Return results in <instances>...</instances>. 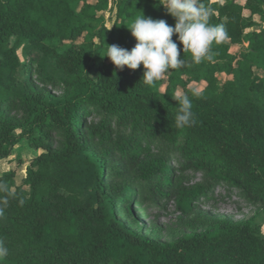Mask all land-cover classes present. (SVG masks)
Wrapping results in <instances>:
<instances>
[{
    "label": "trees",
    "instance_id": "obj_1",
    "mask_svg": "<svg viewBox=\"0 0 264 264\" xmlns=\"http://www.w3.org/2000/svg\"><path fill=\"white\" fill-rule=\"evenodd\" d=\"M111 1L116 16L106 28ZM203 2L208 22L229 38L196 63L173 35L185 64L147 85L143 65L117 68L105 54L135 46L127 27L139 15L174 26L162 0H0V160L21 139L41 150L20 185L15 172L0 175L8 186L0 239L9 248L0 264H264V235L248 221L218 219L159 244L118 213L136 182L207 219L193 205L205 189L184 188L154 143L177 153L183 170L264 205V0ZM178 92L192 102L195 122L184 128L175 124Z\"/></svg>",
    "mask_w": 264,
    "mask_h": 264
},
{
    "label": "rangeland",
    "instance_id": "obj_2",
    "mask_svg": "<svg viewBox=\"0 0 264 264\" xmlns=\"http://www.w3.org/2000/svg\"><path fill=\"white\" fill-rule=\"evenodd\" d=\"M117 4V1H111L108 10L102 13V24L106 28H111L114 23ZM254 22V30L259 31L263 27V22L258 16L254 17ZM245 47L244 41L241 46L233 47L232 53H237ZM109 62L111 61L104 60L106 64ZM260 75L264 77V73ZM165 79L166 75L162 80ZM218 79L223 81V75H218ZM192 87L196 85L189 88ZM59 91L56 90L55 95H58ZM118 133H123L122 129H118ZM152 150L154 154L166 160L169 170L182 180L184 188L205 189V192L195 198L193 205L196 206V211L207 219L201 223L195 213L185 214L175 200L167 198L156 200L147 185L141 188L133 182L127 186L128 190H125L122 205L118 209L120 219L126 226L159 244L171 243L184 235L209 229L216 220L222 218L234 222L248 221L257 232L264 235V205L248 200L240 190L227 183L210 179L201 170L192 168L183 170L181 157L166 145L154 143ZM40 152L39 149L30 148L25 139L19 140L7 158L0 160V175L13 171L16 173L15 183L20 185L28 163Z\"/></svg>",
    "mask_w": 264,
    "mask_h": 264
},
{
    "label": "clouds",
    "instance_id": "obj_3",
    "mask_svg": "<svg viewBox=\"0 0 264 264\" xmlns=\"http://www.w3.org/2000/svg\"><path fill=\"white\" fill-rule=\"evenodd\" d=\"M167 13L175 18V25L170 26L165 20L137 16L127 27L137 43L131 49L118 45L107 46L105 56L117 67H127L136 70L143 65V82L154 85L161 80L169 69L180 68L185 64L180 58L181 49L173 35L183 45V52L191 53L196 63L204 59L211 61L214 53L212 45L227 40L228 33L224 25H212L209 18L212 10L203 0H162ZM179 103V110L175 116L177 128H184L193 124L192 102L188 95L177 93L174 97ZM8 186L0 183V192H7ZM7 200H0V205H6ZM3 209L0 208V215ZM9 255V248L3 239H0V260Z\"/></svg>",
    "mask_w": 264,
    "mask_h": 264
}]
</instances>
